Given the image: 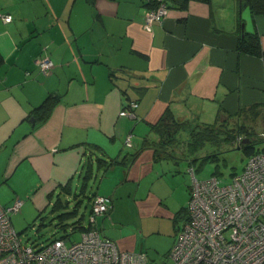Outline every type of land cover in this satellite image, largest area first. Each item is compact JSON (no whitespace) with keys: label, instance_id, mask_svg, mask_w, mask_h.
<instances>
[{"label":"crops","instance_id":"crops-1","mask_svg":"<svg viewBox=\"0 0 264 264\" xmlns=\"http://www.w3.org/2000/svg\"><path fill=\"white\" fill-rule=\"evenodd\" d=\"M148 3L0 0V203L19 199L29 216L74 210L81 230L93 195H108L102 235L158 264L189 198V133L220 117L234 133L264 132V13L189 0L146 28ZM245 34L258 36L261 54L239 50ZM131 101L132 115H121ZM56 199L64 210L52 209Z\"/></svg>","mask_w":264,"mask_h":264},{"label":"built area","instance_id":"built-area-1","mask_svg":"<svg viewBox=\"0 0 264 264\" xmlns=\"http://www.w3.org/2000/svg\"><path fill=\"white\" fill-rule=\"evenodd\" d=\"M160 3L150 7L144 16L146 28L159 22L168 10ZM10 21L11 15H1ZM42 72L53 67L44 56L37 62ZM137 105L131 101L121 115H132ZM129 133L125 144H131ZM260 150L248 155L241 171L233 173L228 183L211 174L202 179L189 168L192 183L189 188L187 214L168 255L174 264H264V132L259 133ZM242 136H236L239 144ZM16 199L4 206L0 203V264H146L144 252L121 249L117 243L102 235L98 218L108 214L112 198L95 194L80 239L67 243L65 236L55 237L45 244L33 246L20 238L11 223V214L19 210Z\"/></svg>","mask_w":264,"mask_h":264},{"label":"rangeland","instance_id":"rangeland-1","mask_svg":"<svg viewBox=\"0 0 264 264\" xmlns=\"http://www.w3.org/2000/svg\"><path fill=\"white\" fill-rule=\"evenodd\" d=\"M232 126H235L234 121L227 120L226 117H220L219 121L215 123V125H213L211 129H220L221 134H224L221 128L223 130H226L227 128L231 129ZM179 139L180 137L176 138V140ZM235 139L229 141L224 138L220 139L219 137L217 141L209 140L204 142V144L196 152L194 151V153H192L194 165L192 164L190 167L193 166L195 168L196 178L202 179L207 176H210L211 174H214L223 183H228L233 173L241 171L242 167L246 162L247 156L242 150V148L237 147L238 144ZM182 140L186 141L185 139ZM255 146L260 149L262 147V143L256 141ZM190 167H186L183 170L182 174L184 179V185L188 187V190L192 183L191 174L189 172ZM97 186L98 180H91L88 185L87 193L94 192L97 189ZM69 204L73 205V203ZM81 204L82 205L79 208V214L84 213L86 220V211L88 209V203L86 201V198H83V203ZM184 205V211L182 214L186 216L187 202ZM50 209L51 206L49 205L47 206L46 210L40 212V214L33 213L30 216L28 214L21 215V213L18 212L11 214V223L15 231L19 233L20 238L24 243L33 246H40L41 244H45L55 237H61L65 235H67L66 238H69L67 243L75 242L80 239L79 230L71 232L70 228L68 229V227H70V225L74 223V221L77 219V217L73 216L71 218L65 219L63 223L67 224V226L63 228L58 224L59 218L53 217L55 214H52ZM184 221L185 220L179 221L178 228H181ZM156 262L158 264H174L173 259L167 254L160 255Z\"/></svg>","mask_w":264,"mask_h":264},{"label":"trees","instance_id":"trees-1","mask_svg":"<svg viewBox=\"0 0 264 264\" xmlns=\"http://www.w3.org/2000/svg\"><path fill=\"white\" fill-rule=\"evenodd\" d=\"M188 1L189 0H162V2H164L168 7L174 6L173 4H175L180 8H185ZM159 3L160 2L158 0H149L148 5L150 7H155ZM241 3L246 4L248 8L250 9V11L254 14L264 13V0H241ZM238 48L240 51L247 52L250 54H254V55L261 54V48H260L258 36L256 34H249V35L245 34L243 38L239 39ZM162 121L164 120H161L157 124V126L154 125L153 128L160 130L162 127ZM211 128L212 126H206V127L198 128V129L194 128L189 133L190 137L187 139V144H188L190 151H192V153H194V151L196 152L206 141H209V140L217 141L219 137L220 139L224 138L226 140L232 141L235 139L237 135L242 136V138L247 137L249 139V142L246 144H242L241 142L238 144L240 146L239 148H242L246 156L261 149L255 146L256 141L262 143L261 138L260 137L258 138V136L257 137L253 136L252 133L241 135L242 133L239 134V133L232 132V129L227 128L226 130H223L221 128L222 132L224 133V134H221L220 129L213 130ZM168 130H170L171 136H173V131L171 129H168ZM238 130H241V129H238ZM86 172L90 173L87 170ZM65 207H66L65 203L62 202L60 199H56L52 205V209L54 211H59L60 209L64 210ZM74 212H75L74 210L61 211V212L56 213L53 217H58L59 218L58 224L64 228L66 224L63 223V221L69 217H73ZM75 224H72V226L73 227L76 226ZM84 228L85 226L82 227V229Z\"/></svg>","mask_w":264,"mask_h":264},{"label":"water","instance_id":"water-1","mask_svg":"<svg viewBox=\"0 0 264 264\" xmlns=\"http://www.w3.org/2000/svg\"><path fill=\"white\" fill-rule=\"evenodd\" d=\"M249 142V139L246 137V138H243L242 140H241V143L242 144H246V143H248ZM238 148L240 147L239 145L237 146Z\"/></svg>","mask_w":264,"mask_h":264}]
</instances>
